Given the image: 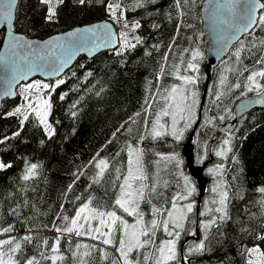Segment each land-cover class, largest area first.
Returning <instances> with one entry per match:
<instances>
[{
    "label": "trees",
    "instance_id": "trees-1",
    "mask_svg": "<svg viewBox=\"0 0 264 264\" xmlns=\"http://www.w3.org/2000/svg\"><path fill=\"white\" fill-rule=\"evenodd\" d=\"M202 1L86 0L81 4L63 0L55 5L54 18L48 20V4L18 0L16 32L43 39L108 19L114 22L120 41L114 50L92 58L79 57L63 76L47 81L52 86L47 90L51 136L33 110L20 106L19 92L15 99L2 101L0 160L6 166L0 168V240L14 238L10 244L0 245L3 259L11 256L17 264H25L34 258L35 264H53L51 257L55 256L62 257L55 264H119L116 243L82 241L56 229L69 224L70 219L64 217H74L78 207L90 200L94 208L117 209L115 200L129 167V146L140 145L150 179L143 204H156L165 213L179 189L185 194L183 176H188L196 189L191 196L192 211L175 238L176 259L166 264H253L254 251L249 249H255L264 261V193L259 191L264 187V107L234 121L235 103L257 92L247 77L264 71V63H257L264 57V26L256 25L218 65L208 66L200 18ZM109 4L119 5L115 18ZM134 22L140 27L133 30ZM122 32L134 47L124 46ZM3 36L1 29L0 46ZM193 50L201 53L193 61L197 70L186 71ZM190 72L196 78L195 123L180 140L169 133L154 138L152 132L167 107L170 88ZM57 80L64 82L57 85ZM255 80L264 86V77ZM237 83L238 88L234 87ZM18 107L21 114L8 115ZM230 121L235 125L225 133L229 143H218V129ZM189 138L186 151H191L192 158L185 163L181 158L183 142ZM218 151L225 154L218 156ZM171 155L183 160L179 173L174 167L159 185L160 166L168 164L163 157ZM99 159L106 160L108 168L98 177L95 162ZM32 164L37 165L34 175L28 173ZM26 175L28 179H24ZM223 191L227 192L226 216L221 220L222 213L215 209L220 207ZM213 219L215 223L203 227ZM10 226V231H3ZM155 230L150 236L152 243L129 254L136 264H156L159 242L154 236L160 230ZM26 236L31 239L25 240ZM163 236L169 238L165 232ZM148 238L143 236V240ZM17 243L20 248L11 252ZM200 243L204 247L196 251Z\"/></svg>",
    "mask_w": 264,
    "mask_h": 264
},
{
    "label": "snow or ice",
    "instance_id": "snow-or-ice-1",
    "mask_svg": "<svg viewBox=\"0 0 264 264\" xmlns=\"http://www.w3.org/2000/svg\"><path fill=\"white\" fill-rule=\"evenodd\" d=\"M43 3L48 4V20H52L54 16L56 15V4L63 3V0H42ZM86 0H79V3L84 4ZM187 2V0H185ZM15 3V0H0V18H3L6 20L11 27V21H12V7ZM237 6H239V11L237 10ZM119 7V5L113 6L112 4L108 5L109 11L111 12L113 18H115V9ZM225 7L227 8L230 19L222 21V23H225L228 25L229 28L234 29L236 32L241 31H247L250 28H253L254 25L264 26V3H260V0H244L243 3H241V0H225ZM259 10V13H258ZM239 21V23H237ZM125 27H128L127 23H125ZM140 24L138 22H134L131 25V28L134 30L136 28H139ZM86 32H91L93 29H85ZM69 36L72 34L69 33ZM120 36L123 40L124 46H131L134 47V45H129L127 40V34L126 33H120ZM57 39H60L57 37ZM137 41L139 42V37H136ZM261 44H264V41H261ZM187 51V50H186ZM49 55L54 56L55 52L50 50ZM237 56H239V52L236 53ZM201 56V53L198 50H193L192 52V61H189L187 65V70H197V64L193 61ZM257 63H264V57L261 58V60H258ZM37 67H40V65H37ZM257 76L264 77V71L259 72H253L251 75L247 77V80L249 82H252L254 84V87L257 90L264 91V86H262L260 83H257L255 78ZM180 80H182L185 84H195L196 78L191 75H184L179 77ZM64 81L57 80V85L62 84ZM223 83V80L221 81ZM49 84H41L40 81H35L32 84L26 85V88L28 89H49ZM234 87H240V85L237 83L234 85ZM181 90L177 88V86H173L171 89L172 93V99H175V94L179 93ZM195 92L192 93V96L195 97ZM36 99L39 101L41 98L37 95ZM188 99L187 95H181V100ZM29 109H33V106L31 104L28 105ZM50 108V104L48 100H43L42 104H37L35 108L33 109L36 114L40 117V123L45 125L47 128V109ZM176 110L179 112H184L185 108L181 107L179 104L176 105ZM190 111L191 109L188 108ZM22 110L21 108H16L15 113H8V115L13 114H21ZM75 115V113H73ZM163 115L167 116L169 115L168 111H164ZM28 117L25 115L24 119L26 120ZM183 118V117H182ZM223 119V117H221ZM156 123H159V118L157 119ZM176 118L175 113H173V124H172V132L171 134L175 137L176 140L181 139V134L183 132V129H177L176 128ZM21 124H23V120L21 121ZM188 125L185 124V127ZM161 128H163V125H160ZM18 134V133H17ZM48 135L51 136L52 132L49 131ZM153 137H160L163 135L161 131L153 130L152 132ZM143 139V137H141ZM229 143L228 140L224 141V144L227 145ZM218 156H223L225 153L224 151H218L216 153ZM129 169H128V175L124 177V183L120 185L121 193L120 196L115 200V205H117L120 209L123 210V212L127 213L128 215H136L139 217L136 221L135 225L131 226V231H129V225L126 220H124L121 216L117 215L116 211H100L95 208H90L88 203H84L81 205L79 209L76 210L75 216L72 218H69L67 216L64 217V220L68 221L70 219V223L67 224L63 229L57 228V232H63L67 234H75L76 236H83L87 235L90 236L93 239H101L103 237L102 243L105 245H110L113 243V231L117 228L118 224L119 226H122V234L119 238V247L117 248V252L120 253L121 257L124 259L125 264H129V253L133 251V249H138L143 247L146 244L152 243V240L150 239L151 235H154V230L157 226V220L153 219L151 220V226H152V232L146 231L143 227V218L142 215L138 212V201L139 199H143L145 195V188L148 187L147 185H144L143 183L140 184L138 188H133V181H144L146 179L143 168L141 165V153L139 149H132L131 146H129ZM134 157V159H133ZM163 159L169 160V161H175L177 160L176 155H171L167 157H163ZM91 163V162H90ZM6 165L0 164V168L5 167ZM95 166L97 169H99V172L97 173V176H102L105 169L108 168V163L104 159H99L95 162ZM37 165L32 164L28 168V173L30 175H34V170L36 169ZM219 167V166H218ZM210 173H213V169L208 170ZM24 179H28V176L26 175ZM184 181V191L186 194H182L178 192L173 197L172 202V208L171 210L167 211V219H164L162 221L164 230L168 233L169 236L179 237L180 232L179 231H169V225L171 223L173 228H180L183 225L180 223V220L183 218V209L186 208L187 212L192 211V204L189 203L181 208H178L177 200H186L188 197L192 196L193 193L196 191L195 187L192 185L190 179L188 176H183ZM98 182V181H97ZM69 189H71V185H69ZM127 189V191H126ZM151 190L155 191V184L151 186ZM213 192L217 191V188L212 189ZM260 192L264 193V187L259 189ZM79 199V197H77ZM226 199H227V192L223 191L220 193V199L219 204L220 207H217L215 211L217 213H222V215L219 217V219L223 220L226 216ZM155 212L159 213L160 209H154ZM83 221V223H80V221ZM92 220H98V224L93 227L91 221ZM215 223V219L210 220L208 223H204L203 227L207 228L210 224ZM87 225V227H86ZM140 226V227H138ZM107 229V231H104V229ZM11 230V226L9 228L4 229V232H8ZM149 237L148 239H145L141 241V237ZM127 238V240H126ZM25 240H30L31 237H24ZM14 241V238H10L8 240H0V245H7ZM46 243V241H45ZM59 243V240H57V244ZM175 246L176 241L175 239H169L167 241L161 242L160 246L156 249V251L159 253V256L156 260V264H166L167 261H173L176 259V252H175ZM81 245H77V248H80ZM83 247L87 248V245H84ZM204 247L203 243H200L196 246V251L202 250ZM20 248V244H15V247L10 249L11 252H15L17 249ZM53 251H56V245H53ZM103 251V250H101ZM191 251V250H190ZM249 252L255 251V249H249ZM88 253H84V255H87ZM3 252H0V264H17V262L12 259L10 256L7 260L3 259ZM43 255V254H42ZM47 258V257H45ZM62 257H51L53 264H55V261L57 259H61ZM148 257L145 256V260H147ZM25 264H35L34 258L28 259ZM115 264V262H114Z\"/></svg>",
    "mask_w": 264,
    "mask_h": 264
},
{
    "label": "water",
    "instance_id": "water-1",
    "mask_svg": "<svg viewBox=\"0 0 264 264\" xmlns=\"http://www.w3.org/2000/svg\"><path fill=\"white\" fill-rule=\"evenodd\" d=\"M244 0H241L243 3ZM18 0L12 7L11 27L0 18V30H4L0 46V110L4 99L17 97V87L34 78L57 79L81 56L92 58L97 54L114 50L119 44V35L114 22L101 19L74 26L68 30L39 39L14 30L15 11ZM260 3H264L260 0ZM239 11V6H237ZM259 13V10H258ZM205 56L210 66H216L231 51L233 45L251 32H236L222 21L230 19L225 0H203L200 7ZM239 23V21H237ZM85 29H93L86 32ZM72 35L69 36L68 34ZM59 37L60 39H57ZM55 55H49V51ZM40 65V67H37ZM264 107V91L247 95L234 105V120L255 108ZM234 122H227L219 129L216 139L232 130Z\"/></svg>",
    "mask_w": 264,
    "mask_h": 264
},
{
    "label": "rangeland",
    "instance_id": "rangeland-1",
    "mask_svg": "<svg viewBox=\"0 0 264 264\" xmlns=\"http://www.w3.org/2000/svg\"><path fill=\"white\" fill-rule=\"evenodd\" d=\"M119 24H120L121 27H123L121 21H119ZM208 66H209V64H208ZM188 75L192 76V72H190V74H188ZM35 81H40L41 84H45V83L49 84L47 81L41 80L39 78L38 79L35 78V79L31 80L30 82L21 84L20 87L17 89V92L20 93V97H19V99L21 100L20 106L23 107V108L29 109L28 105L31 104L33 106V109H34L35 106L38 103L42 104L43 100H48V102L50 104L49 95H48V92H47L48 89H42L41 88V89L37 90L35 88H33V89L26 88V85L32 84ZM174 85L177 86V88L180 89L181 91L179 93L175 94V99H172L171 98L172 97L171 89H172V87ZM174 85L170 88V90L168 92V95H167V102H166L167 107L158 116L159 123L158 124L156 123V130L161 131L162 133H169L170 135H172L171 132H172V124H173V113H175V118H176V121H177L175 126H176L177 129H183L182 134L185 132V130L187 128H189L191 125H193V123H195V121L197 119V115H198L197 114V108H196V105H195L196 104V95H195L194 98L192 96V93L195 92L193 84H191V85L185 84L182 80L179 79V82L174 84ZM252 85L254 86L253 83H252ZM37 95L41 98L39 101L36 99ZM181 95H187L188 99L181 100ZM177 104H179L181 107H184L185 111L184 112L177 111L176 110V105ZM188 108H190L191 110L189 111ZM33 109H31V110H33ZM164 111H168V113H169V115H167V117L169 118L168 122H166L165 117H164L165 115H163ZM33 112L36 114V112L34 110H33ZM47 113H48L47 117H46V119H47V128H46L45 125H44V127H45V129H46V131L48 133L49 131L52 132V130H53L52 126L49 124V108L47 109ZM38 118L40 120L39 116H38ZM185 124H187L188 126L185 127ZM160 125H163L164 127L161 128ZM182 134H181V137H182ZM190 143H191V141H189L187 144H186L185 141L183 142V146H185L184 152H185V155L187 157V161L188 160L191 161V158H192L191 151H189V150L186 151V148H188V147L190 148ZM132 149H139L140 150V153H141V165H142V168H143V173H144V175L146 177V179L144 181H133L132 182L133 183V188L134 189L138 188L141 183H143L144 185L148 186V181H150L149 174H148V167H147V164L145 162V159H144V156H143V153H142V150H141V146L138 145V147L132 148ZM128 155H129V152H128ZM129 158L130 157H128V160H129ZM133 159H134V157H133ZM181 161H183V160L179 159V158H177V160H175V161H169L168 160V164H164L163 163L160 166V169H159V182L160 183H159V185H162L165 182V180H167L169 178L168 174H169V172H172L174 170V167H178V173H179V166H180ZM0 164H4V163L0 160ZM128 169H129V167H128ZM98 172H99V169H97V171H96V176H97ZM127 175H128V172H127ZM114 179L116 180V177H112V180H114ZM201 185L203 186V183ZM179 188H181V186H179ZM182 188H184V187H182ZM126 191H127V189H126ZM147 191H148V187L145 188V193H147ZM179 192H180V189H179ZM219 199H220V196H219ZM142 200L143 199H139V201H138V212L142 215L144 229L146 231L151 232L152 231V226H151V223H150L151 220L156 219L157 222H158L157 226H156L155 233H157V229L158 228L160 230V233L157 236H154V239H156L157 242H159V244L156 247V249H157L160 246L161 242L167 241L169 239H175L176 238L174 236H169L168 235V233L164 230V226H163V223H162V221L164 219L168 218L167 217V211L171 210L172 205L165 211V213H162V209L159 206H157L156 204H153V203L143 204ZM90 201H87L86 203L89 204L90 208H94V207H92ZM189 203L192 204L191 196L188 197L186 200H177L178 208H181V207H183V206H185V205H187ZM80 207L81 206H79L78 209ZM95 209H98L100 211H104V210H102L100 208H95ZM154 209H160L161 211L159 213H157V212L154 211ZM110 211H116L117 215L121 216L124 220L127 221L128 225H129V231H131V226L135 225L137 219L139 218L136 215H131V216L128 215L127 213L123 212V210L120 209L118 206H117V209L110 210ZM183 213H184L183 214V218L180 220V223L182 225H183V223L185 221V218H186V216H187V214L189 212H187L186 208H184L183 209ZM145 216H147V219H145ZM149 216H151V218ZM80 223H83V221L81 220ZM91 223H92L93 227H95L98 224V220H92ZM86 227H87V225H86ZM138 227H140V226H138ZM180 228H173L171 223L169 225V231H178ZM104 231H107V229L105 228ZM163 232H165L166 236H169L168 239L166 238L164 240ZM64 234L69 235V236L74 237V238H77V239H80L82 241H85V240L86 241L99 240V239H93V238H91L90 236H87V235L76 236L74 233L73 234L64 233ZM121 234H122V226H119V224H118L117 228L114 229L113 236H112L113 243L117 244V248L119 247V238H120ZM140 239H141V241H143V236ZM100 240L102 241L103 237ZM126 240H127V238H126ZM103 245H105V244H103ZM133 250H135V249H133ZM115 255L118 258L119 264H125L124 259L121 257L120 253L117 252V249H115ZM128 259H129V264H136L135 261L130 257V255H129ZM251 261L253 262V264H264L263 259L260 257V255H259V253L257 251L253 252V256H252Z\"/></svg>",
    "mask_w": 264,
    "mask_h": 264
},
{
    "label": "flooded vegetation",
    "instance_id": "flooded-vegetation-1",
    "mask_svg": "<svg viewBox=\"0 0 264 264\" xmlns=\"http://www.w3.org/2000/svg\"><path fill=\"white\" fill-rule=\"evenodd\" d=\"M252 88H254V86L252 85ZM255 89V88H254ZM250 90H252V89H250ZM258 92H260V90H257V93ZM243 116V115H242ZM241 116V117H242ZM241 117H239L237 120H235V122H237ZM235 122H234V125H235ZM218 131H219V129H218ZM226 139H225V133L222 135V137L220 138V139H218L217 140V142L218 143H220V142H224ZM188 141L189 140H187L186 141V144L188 143ZM185 149V147H183V150ZM183 160H184V162L186 163V159H187V157H186V155H183L182 157H181ZM191 181V183H192V180H190Z\"/></svg>",
    "mask_w": 264,
    "mask_h": 264
}]
</instances>
